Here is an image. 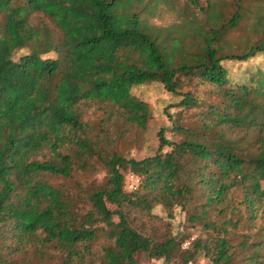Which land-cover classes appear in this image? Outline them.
<instances>
[{
  "label": "trees",
  "instance_id": "16d2710c",
  "mask_svg": "<svg viewBox=\"0 0 264 264\" xmlns=\"http://www.w3.org/2000/svg\"><path fill=\"white\" fill-rule=\"evenodd\" d=\"M164 1L0 0V264H264V69L238 83L225 66L264 55V37L238 54L226 39L264 0H206L178 29L143 17ZM150 83L179 99L173 139L160 127L154 155L127 159ZM176 208L202 235L171 234Z\"/></svg>",
  "mask_w": 264,
  "mask_h": 264
},
{
  "label": "rangeland",
  "instance_id": "374dc122",
  "mask_svg": "<svg viewBox=\"0 0 264 264\" xmlns=\"http://www.w3.org/2000/svg\"><path fill=\"white\" fill-rule=\"evenodd\" d=\"M225 1L228 3H223L222 8L229 13L234 12L236 9L234 8V0ZM205 3L206 0H194L193 2L189 0H165L157 7H151V16L148 17L146 14H143V17H146L152 25L157 27L166 28L172 26L175 29H178L179 26H184L186 19H193L197 17L198 22L203 23L204 18L199 10L201 7H203V5H205ZM246 8L250 9V12L246 11L247 17L243 23L237 29V31L232 32L226 38L229 47L228 50L235 54H238L244 50L246 42H256L259 38L264 37V19L259 18V16H264V2L254 6L246 5ZM256 20H259V22L256 23ZM187 26L188 25H185V29L189 31L190 28H187ZM22 54H24L23 51L16 53L14 54L13 58L18 59ZM48 56L52 57L53 55L50 54ZM225 66L228 71L229 80L238 83H245L251 76V73H253V75L259 73V69L257 68L261 67L264 69V55L249 60L246 63L227 62L225 63ZM175 81L177 90L185 91L190 89L189 85L183 83L181 80L176 79ZM132 93L138 97V99L144 101L150 106L153 117L149 122L148 130L144 133L143 138L140 141L135 142L133 141V137H131L129 140L117 144L115 150L117 153L123 155L127 159L134 158L139 160L155 154L157 144L155 135L160 127H165L166 137L172 138L170 124L167 119V113L174 116V114L179 110L175 106L179 99L167 93L159 83H150L136 87L132 90ZM89 113L91 114V121H97L102 114L101 112L94 110H90ZM103 177L104 171L98 168L97 170L92 171L85 176L81 175L79 179L84 183L91 182L93 180L95 182H103ZM107 205L110 209H114L115 207L111 201L107 202ZM153 212L158 214L159 209L155 208ZM174 213L175 217L172 219V221H170L171 234L173 236L179 238L181 236L190 234L193 240L202 235L200 228H191L188 221L190 215L189 212H181L178 208H176ZM162 217H164L163 213ZM116 222V217H111L106 220L96 218L93 226H101L105 228L115 224ZM104 241L105 239L101 238L100 242L104 243ZM188 243L189 241H186L182 245L183 250L188 247ZM201 262H203V264H207L205 260H201L198 263ZM142 264L154 263L146 261L144 258H142Z\"/></svg>",
  "mask_w": 264,
  "mask_h": 264
},
{
  "label": "built area",
  "instance_id": "2783aa9c",
  "mask_svg": "<svg viewBox=\"0 0 264 264\" xmlns=\"http://www.w3.org/2000/svg\"><path fill=\"white\" fill-rule=\"evenodd\" d=\"M125 181H126L127 189L129 191L136 190V188L139 186V183H140L139 178L134 174H127L125 177ZM185 245H187V244H185ZM187 264H193V263L188 262ZM197 264H203V262L197 263Z\"/></svg>",
  "mask_w": 264,
  "mask_h": 264
}]
</instances>
